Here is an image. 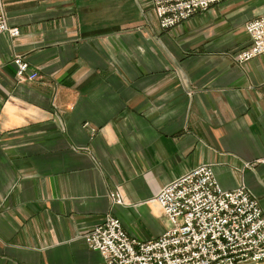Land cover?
Listing matches in <instances>:
<instances>
[{"label": "crops", "instance_id": "0c3cea01", "mask_svg": "<svg viewBox=\"0 0 264 264\" xmlns=\"http://www.w3.org/2000/svg\"><path fill=\"white\" fill-rule=\"evenodd\" d=\"M3 10L19 35H0V264H103L81 234L108 213L130 237H157L153 195L202 163L264 213V53L235 59L264 0H227L169 31L148 0ZM13 56L38 78L16 82Z\"/></svg>", "mask_w": 264, "mask_h": 264}, {"label": "built area", "instance_id": "2783aa9c", "mask_svg": "<svg viewBox=\"0 0 264 264\" xmlns=\"http://www.w3.org/2000/svg\"><path fill=\"white\" fill-rule=\"evenodd\" d=\"M199 4L204 7L207 3ZM190 12L182 6L179 16L187 17ZM245 29L254 42L252 52L264 49V20L249 23ZM5 31L7 27L0 9V33ZM8 32L10 36L17 35L16 30ZM13 65L18 78L27 70L20 58L13 59ZM35 75L33 72L28 77L32 79ZM115 202H119L117 193ZM157 202L170 223V228L157 240L130 239L121 231L118 220L107 216L102 226H97L85 237L86 244L99 251L107 264H184L188 252L195 246L199 252L208 254L204 258L195 256L205 263L218 260V264H245L247 253L251 260L263 253L257 232L261 220L255 205L248 203L241 189L235 192L220 190L205 167L198 166L171 180L158 191ZM243 232L254 236L247 245L243 243ZM220 240H226L229 245L225 247ZM214 241L217 247L211 245Z\"/></svg>", "mask_w": 264, "mask_h": 264}, {"label": "rangeland", "instance_id": "374dc122", "mask_svg": "<svg viewBox=\"0 0 264 264\" xmlns=\"http://www.w3.org/2000/svg\"><path fill=\"white\" fill-rule=\"evenodd\" d=\"M3 1L4 0H0V9H1V12H2V16H3V20H4V23L7 27V31L5 32H2L0 33V35H7L8 37H11V38H14V37H17L19 35V30L15 27H9L6 23V18H5V13H4V10H3ZM227 0H148L149 2V10L150 12L152 13V15L154 16L155 20H156V24H157V27L161 30V31H169L171 29H173L174 27H176L177 25H179L180 23H182L183 21L187 20L188 18H190L193 14L195 13H198V12H204L208 9H210L211 7L213 6H216V5H219L223 2H225ZM207 3L204 7L201 6L199 3ZM185 7L187 9H189L191 12L188 13L187 17L185 16H182V18L179 16V11L181 9V7ZM178 17V18H177ZM180 17V18H179ZM264 20V14H262L261 16H258L250 21H248L247 23H245L244 25V30L246 32V29L245 27L250 23V24H253L257 21H262ZM13 30H16L17 31V35L16 36H10L8 33V31H13ZM246 34L248 35L249 37V46L243 50L239 55L236 56V62L237 63H243L253 57H256L258 55H261L264 53V49L260 50L258 53H253L252 52V48L254 47V42L253 40L251 39L250 35L246 32ZM260 42H261V38H260ZM259 42V44H260ZM256 48V47H255ZM247 55H251V56H247ZM15 58H20L21 61L23 63L26 64V67H27V70L24 71L21 75L20 78H18V75H17V70L15 69L14 67V77H15V81L16 82H29V81H33V80H36L38 78L37 74L32 71L28 64L26 62L23 61V59L20 57V56H13L12 59H11V64L13 65V59ZM14 66V65H13ZM35 73V77L30 79L28 77V75L30 73ZM198 166H202V167H205V169L208 171L209 173V177L210 179L214 180V182L216 183V185L218 186V188L224 192H235L236 190L238 189H241V192L245 195L248 203H250L251 205H255L256 209L258 210V215H259V219L261 220V226L260 228L257 230L258 233H260L259 235V247L263 250V253L262 255H260L257 259L254 260H251L249 254L247 253L246 254V261H245V264H259V263H264V213L259 205V202L257 200V198L245 187V185L243 183H239L237 184L234 188L232 189H229V190H224L222 188H220V186L218 185L214 175H213V171H212V166L211 164L209 163H202V164H199L191 169H189L188 171L180 174L179 176L175 177V178H178L182 175H185L189 172H191L192 170L196 169ZM245 167H248L249 164L248 163H245L244 165ZM173 178V179H175ZM172 179V180H173ZM171 181V180H170ZM169 181V182H170ZM169 182L165 183L164 185L161 186V188L165 185H167ZM160 188V189H161ZM159 189V190H160ZM158 190V191H159ZM158 191L153 195V200L156 202L157 206L159 207L160 209V213L161 215L165 218L166 220V223H167V226L166 228L163 230V232L161 234H159L157 237L155 238H152V239H149V240H152V241H155L157 240L159 237H161V235L170 228V223L169 221L167 220V218L165 217V215L163 214L162 210H161V206L159 204V202H157V194H158ZM118 194V197H119V202H115V194ZM108 198L110 200L111 203H114V204H121L122 203V200H121V197H120V194H119V191L117 189L113 190V191H110L108 192ZM236 209V207H234ZM107 216H110L112 218H115L111 215H109L108 213L107 214H104L103 216V219L100 223L92 226L91 228H89L87 231H85L84 233L81 234L80 238L81 240L85 243V245L91 249V250H95V249H92L90 248L87 244H86V240H85V237L90 234V232L96 228L97 226H102L104 224V220ZM117 219V218H115ZM118 220V219H117ZM119 222V220H118ZM120 224V222H119ZM120 229L121 231L125 234L126 237L130 238V239H134L136 241H141V242H144V241H148V240H138L136 238H133V237H130L128 236L124 230L122 229L121 227V224H120ZM239 235V234H238ZM244 238H243V243L245 245L249 244L250 241H252L254 239V236H249L246 232H243L241 234ZM220 242L225 246L227 247L229 245V242H227L226 240L224 241H221ZM211 245L213 247H217V242H212ZM97 251V250H95ZM99 252V251H97ZM100 254V252H99ZM215 254V253H214ZM198 255L199 258L201 257H207L208 254L203 252V251H200L199 252V249H198V246H195L194 249H192L191 252H188L187 256H188V259H186L183 263L184 264H199V263H204V264H218V260H215V261H212V262H203V261H198V259H195V256ZM102 260H103V264H107V260L105 258L102 257V255L100 254ZM165 264V263H163ZM178 264V263H177ZM233 264H243L242 263H233Z\"/></svg>", "mask_w": 264, "mask_h": 264}]
</instances>
